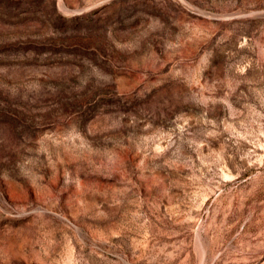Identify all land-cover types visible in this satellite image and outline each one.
I'll return each instance as SVG.
<instances>
[{
	"label": "rangeland",
	"instance_id": "rangeland-1",
	"mask_svg": "<svg viewBox=\"0 0 264 264\" xmlns=\"http://www.w3.org/2000/svg\"><path fill=\"white\" fill-rule=\"evenodd\" d=\"M0 264H264V0H0Z\"/></svg>",
	"mask_w": 264,
	"mask_h": 264
}]
</instances>
